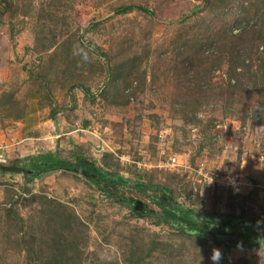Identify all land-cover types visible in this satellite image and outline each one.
<instances>
[{"label":"rangeland","instance_id":"obj_1","mask_svg":"<svg viewBox=\"0 0 264 264\" xmlns=\"http://www.w3.org/2000/svg\"><path fill=\"white\" fill-rule=\"evenodd\" d=\"M204 1L0 0V162L79 151L198 210L264 218V85L229 76L234 42L262 55L264 38L228 35L264 23V0ZM235 174L247 184L219 182ZM29 178L0 174V264H49L57 249L61 264H213L214 248L219 264H264V247L157 226L79 175Z\"/></svg>","mask_w":264,"mask_h":264},{"label":"trees","instance_id":"obj_2","mask_svg":"<svg viewBox=\"0 0 264 264\" xmlns=\"http://www.w3.org/2000/svg\"><path fill=\"white\" fill-rule=\"evenodd\" d=\"M204 3L205 1L203 0L201 6ZM130 9L131 7L123 8L124 12H128ZM226 10L232 13L229 6H227ZM241 17V19H244L243 14ZM245 17H247L246 10ZM258 24L257 20L253 28L250 25H241L237 27L240 29V33H234L233 23L229 22L228 35L235 41L242 38V36L245 35L244 33L251 30L252 34L256 36L257 39L261 37L264 38V23H260L259 26ZM234 45L237 49V54H234L230 60L233 62V66L230 69L229 76L231 80L235 78L240 79V77H243V73L247 78L253 81L254 87L249 91L250 93H254L255 88L260 89L264 85V54L257 55L251 50L247 51L246 49L242 51V48H240V45H237L236 42H234ZM188 52L189 50L185 51V57L182 61L186 64L196 59L197 62L199 52L196 50L193 51L194 57H189V55H187ZM247 59L252 62L248 64ZM259 60L261 61L259 62ZM185 64L181 66L186 67ZM240 80L239 82H241ZM237 83L238 82H236V84ZM240 84L247 87V84L243 82ZM260 93H264V88ZM78 126L79 124H74L68 127L77 128ZM54 155V153L39 154L28 164L20 163V159H14L8 164L0 162V174L14 175L22 173L29 176V179H35L38 178V176L42 177L55 171L72 173L87 179L108 198L121 204L134 216L152 219L157 226L173 230L174 232L194 235L202 240L214 241L219 245L223 244L227 250L231 248L264 247L263 217L251 216L245 213L225 214L198 210L193 206L178 202L174 198L172 190L169 187L162 184L144 182L143 180H132L99 164L94 158L85 156L79 151L74 153V159H65ZM123 186L136 190L140 192V194L153 192L149 194L152 200L150 202H145L137 197L128 196L122 192ZM59 250L60 249H57V252L53 253L48 259L49 264H61L62 262H66L64 258L65 252L59 253Z\"/></svg>","mask_w":264,"mask_h":264},{"label":"crops","instance_id":"obj_3","mask_svg":"<svg viewBox=\"0 0 264 264\" xmlns=\"http://www.w3.org/2000/svg\"><path fill=\"white\" fill-rule=\"evenodd\" d=\"M61 121V120H60ZM61 123H62V121H61ZM63 124V123H62ZM82 124H83V122H82ZM66 125V124H65ZM60 128V130L58 131V134L56 135V137H57V139H62L64 136H66L67 134H70V133H68V130H71V131H73V132H75V131H77L78 129L76 128V127H71V129H70V127H68V125H67V127H65L67 130H65L64 128H62L61 129V127H59ZM78 131H80V130H78ZM77 131V132H78ZM79 133V132H78ZM64 135V136H63ZM79 135V134H78ZM44 145V144H43ZM42 145V147H44ZM45 147H47V146H45ZM38 149V148H37ZM41 149H44V148H41ZM45 151H49V150H47V149H45ZM263 169H264V166H263ZM260 176H262V178H261V180L259 181V182H261V183H263L264 182V171L263 172H261L260 174H259ZM253 178H255V176L253 175ZM254 182H255V184L257 183V180H256V178H255V180H253Z\"/></svg>","mask_w":264,"mask_h":264},{"label":"built area","instance_id":"obj_4","mask_svg":"<svg viewBox=\"0 0 264 264\" xmlns=\"http://www.w3.org/2000/svg\"><path fill=\"white\" fill-rule=\"evenodd\" d=\"M225 176H226L227 179H229V182H230V183H229L228 180H226L225 178H221V179L219 180V182H220V181H224V182L230 184L231 187H235V188L240 187V185H242V184H247L246 181H244V180L238 178V175H237V174H235L233 177L230 176V175H225ZM249 184H250V183H249Z\"/></svg>","mask_w":264,"mask_h":264},{"label":"clouds","instance_id":"obj_5","mask_svg":"<svg viewBox=\"0 0 264 264\" xmlns=\"http://www.w3.org/2000/svg\"><path fill=\"white\" fill-rule=\"evenodd\" d=\"M232 188H235V187H232ZM222 258H223L222 251L219 248H214L212 251L211 257H210L213 264H219Z\"/></svg>","mask_w":264,"mask_h":264}]
</instances>
